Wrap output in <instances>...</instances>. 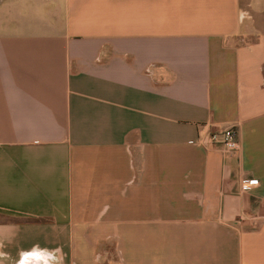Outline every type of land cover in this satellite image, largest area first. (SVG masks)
Returning a JSON list of instances; mask_svg holds the SVG:
<instances>
[{"label":"crops","instance_id":"1","mask_svg":"<svg viewBox=\"0 0 264 264\" xmlns=\"http://www.w3.org/2000/svg\"><path fill=\"white\" fill-rule=\"evenodd\" d=\"M0 264H264V0H0Z\"/></svg>","mask_w":264,"mask_h":264},{"label":"built area","instance_id":"2","mask_svg":"<svg viewBox=\"0 0 264 264\" xmlns=\"http://www.w3.org/2000/svg\"><path fill=\"white\" fill-rule=\"evenodd\" d=\"M198 145L206 147L220 145L224 152L237 155L240 152L241 144L238 138V132L235 127L227 128H214L210 127L197 139ZM259 184V180L256 178H242L241 189L242 191H249L253 187Z\"/></svg>","mask_w":264,"mask_h":264}]
</instances>
